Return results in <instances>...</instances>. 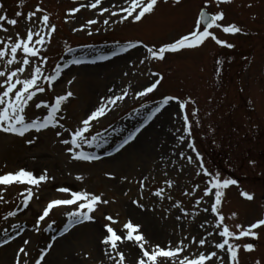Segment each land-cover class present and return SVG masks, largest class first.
Segmentation results:
<instances>
[{
	"label": "rangeland",
	"instance_id": "obj_1",
	"mask_svg": "<svg viewBox=\"0 0 264 264\" xmlns=\"http://www.w3.org/2000/svg\"><path fill=\"white\" fill-rule=\"evenodd\" d=\"M0 2L5 5L0 14L6 12L9 18L18 19V25L15 27L5 24L9 31L7 33L0 31V39L15 37L17 33L26 37L27 14L34 11L37 6L43 7L51 17L50 23L57 26L58 31L52 35L51 42L45 45L47 51L42 50L48 64L45 66L40 63L45 69V75L54 74L57 66L63 71L55 85L48 88L45 93H38L36 102L44 101L51 105L54 104L56 96L71 91L73 96L62 106V112L58 114L60 122L64 123L65 127L70 130L79 127L82 119L99 105L101 98L113 94H110L109 89L120 94L127 88L129 96L106 117L93 122L94 127L89 136L101 132L107 137L123 124L131 126L132 132L164 97L174 96L184 100L190 97L195 102L188 108L190 119L194 123L191 139L195 141L196 148L203 155L205 166L214 173L220 172L221 179L238 181L236 185H229L222 190L220 211L225 216V224L232 231H238L236 225L247 228L259 219H264V0H233L232 3L222 4L219 8L213 5L208 9L211 14L219 10L225 12L226 18L221 22L224 26L234 23L243 29V32L238 34H226L220 29H212L219 39L234 44V48L221 47L209 39L195 49L167 54L164 61L149 58L144 64L139 63V60L148 55L143 44L158 48L188 34L195 27L203 0H184L180 4L172 0L167 2L159 0L154 13L148 15L142 22L113 23L108 26L107 31L103 30L102 21L108 14L100 16L99 9L82 8L75 17L68 16L70 9L89 3L90 0H43L42 4L40 0ZM112 4L119 6L122 0H102L101 7H111ZM18 12H23L24 15L17 17ZM88 19L101 21V24L91 28L93 35L89 36L88 30L76 32L75 29L82 27ZM129 41L137 42L140 46L130 50L120 65H103L94 73L81 65L64 69V65L74 56L91 57L100 49L105 53L118 50L119 46H126ZM69 48L75 51L69 52ZM137 49L138 53H134ZM17 58L20 59L21 54L18 53ZM218 60L223 63L218 65ZM15 67L7 66L0 61V70ZM125 72L128 75H124ZM153 72H158L164 77L158 89L145 97L135 99L136 91L142 90V86L154 79L151 75ZM3 79L0 78V83ZM69 80L73 82L68 84ZM145 105L147 107H144ZM137 109L140 110L139 113ZM196 109H199L197 116L192 117L191 112ZM178 111L175 101L166 107L165 112L169 118L167 125L169 137L166 139L160 137L154 141L150 137L149 133L152 131L150 129L149 132H143L142 137L149 134L146 137L148 142L151 139L154 143L145 151L136 153L133 147H128L117 153L114 149L120 143V138L115 139V136L111 135L108 138L110 142L101 149L103 155L100 156L101 159L91 163L71 159L67 152L69 146L60 143L63 138H70V134L65 133L64 137L56 136V131L63 129L50 127L40 133L33 131L24 137L0 133V174L23 168L32 171L37 177L47 170L49 176L47 182H42L38 188L32 186L35 195L28 208H23L24 197L20 194L30 185H0V194L4 196V200L0 201V232L5 233L4 230L7 229L12 231L9 236L13 234L17 236V231L13 232L14 228H17L23 237L7 246L13 245L16 254L18 248L23 246L24 240L29 239L31 242V236L35 232H54L55 229L56 233L51 239L55 236L60 238L62 234L64 237L68 236L66 241L70 244V251L66 252L67 249L57 242L54 245L52 242L43 243L35 255L27 249L29 255L26 257L29 262H32L30 259L38 253L36 259L40 258L43 253L49 251L48 246L53 245L51 252L45 255L41 264H49L52 260L59 264H71V258L79 260V264L102 262L116 264L108 256L105 257L104 253L102 256L98 251L95 253L88 240H84L85 236H79L80 230L76 231V228L83 225H76L74 228L69 225L68 213L75 211L76 206L53 210L45 221L37 224L38 215L42 214L48 202L52 199L71 198L69 193L57 191L61 187L96 195L103 194V199L110 201L108 204H101L93 213L94 222L85 223L100 229L103 234L98 237L101 247L105 232L103 226L111 223L105 219L108 215L117 222L113 227L117 229L118 234L126 235L124 225L129 221L144 230L142 219L131 213L133 209L146 213L145 223L147 222L149 229H155L158 233L155 240L147 239L149 244L146 247H154L156 244L165 247L169 243L176 246L184 237L190 239L196 236L199 239L206 235L205 230L198 225L205 220L213 222L211 213L200 212L195 220L192 215H183V211L189 213L200 211L195 204L203 194L208 177L203 174L197 175L200 169L196 164H189L186 158L184 160L179 158V153L184 152L193 155L195 159V153L187 147L189 141L177 146L178 136L184 131ZM25 115L29 121L42 120L47 112L36 108L35 104L30 102ZM197 119L199 123H195ZM160 125L161 121H157L154 128H160ZM177 128H181V132H177ZM37 137L39 138L36 139ZM28 139H35L36 142L30 145ZM98 150L100 149L85 146V151L100 153ZM106 152H112V155H105ZM115 157L116 159H112ZM165 172L168 173L167 176ZM77 176L83 179L77 180ZM145 177L147 180H144ZM167 180L173 181V187L168 186ZM138 181L145 184L143 193ZM196 185L200 186L199 191L196 190ZM161 188L165 189L164 199L152 195ZM194 191L196 192L194 196L184 194ZM243 192L253 195V199L245 198ZM169 195L172 197L171 200L167 198ZM206 199L209 203H202L201 208L208 207L213 202L212 198ZM136 200L143 204L142 208L133 203ZM176 203L181 204V208L174 207ZM10 211H15L17 215L4 220L3 217ZM177 216L182 218L177 220ZM206 227L217 231L211 228L210 224ZM256 231L259 233L258 240L248 237L237 242L241 245L253 243L256 248L252 253L241 248L240 264H255L257 260L264 264V227ZM142 234L147 237L145 231ZM215 239L218 241L220 238ZM3 240L5 238L0 236V241ZM128 242L135 245L138 252V245ZM184 242L189 243L188 240ZM28 246L29 243L26 248ZM120 250L125 252L127 264H136L123 247L120 246ZM204 250L215 249L206 246ZM189 251L195 252L196 246H190ZM96 255L102 257V260H98ZM23 261L22 256V264ZM3 264H15V255Z\"/></svg>",
	"mask_w": 264,
	"mask_h": 264
},
{
	"label": "snow or ice",
	"instance_id": "obj_2",
	"mask_svg": "<svg viewBox=\"0 0 264 264\" xmlns=\"http://www.w3.org/2000/svg\"><path fill=\"white\" fill-rule=\"evenodd\" d=\"M167 2V0H165ZM177 4L181 3V0H175ZM233 0H203L202 8L198 13V17L195 21V27L188 34L183 35L174 42H169L158 48L149 47L147 44H143L148 55L144 59L139 60L140 64H144L145 60L149 58L164 61L166 54H175L182 50L195 49L202 46L206 41L211 39L217 45L226 48H234L235 45L229 43L226 40H221L215 34L212 29H220L226 34H238L242 33L243 29L236 24H230L224 26L221 22L225 20V12L222 10L217 11L215 14H211L208 9L215 5L217 8L222 4H230ZM43 3V0H40ZM159 0H122L121 5L112 4L111 7H101L102 0H90L89 3L80 4V6L72 8L68 12V16L75 17L80 13L82 8L84 9H99V15L104 16L108 14L107 18L103 19V30L107 31L108 26L111 24H123L126 22L139 23L142 22L148 15L153 14L157 8ZM5 5L0 2V10L4 9ZM251 7V5H249ZM118 10H114L117 9ZM23 12H18L17 17L23 16ZM27 32L26 37L20 36L18 33L13 36H9L6 39H0V61H3L7 66L16 67L14 69L8 68L6 70H0V78H4L0 83V133L12 134L18 137H24L28 133L35 131L40 133L43 130L54 128L63 129V131H56L57 137H64L65 133L70 134V138H63L60 143L69 146L67 152L70 154L71 159L74 161L93 162L101 159L100 155L94 152L85 151V146L88 148H103L109 143L107 137L103 133L97 132L95 135L89 136L94 124L101 118L106 117L119 103L124 102L129 96V90L124 88L120 94H116L113 89L108 91L113 93L107 97L101 98L99 105L83 118L80 126L75 127L74 130H70L65 127L64 123L60 122L58 114L62 112V106L69 101V98L73 96L71 91L66 94L58 95L55 97L54 104H49L44 101L36 102L38 93H45L48 88H51L61 78L63 69L57 66L54 74L45 75V69L41 66L48 64V59L42 55V50L47 51L45 45L51 42L52 35L55 34L58 29L55 24L50 23V15L46 13L43 7L37 6L34 11L27 14ZM67 22V21H66ZM17 26V18H9L7 13L0 14V31L7 33L9 28L5 26ZM101 24L99 19H88L82 27L75 29L76 32H82L88 30V35H93L91 28L95 25ZM142 43V42H141ZM140 44L137 42L129 41L126 46H119L118 50H111L107 53L103 49L97 50V54L91 61H86L82 58H74L68 63L73 65H81L84 63H95L96 61L109 60L111 57H116L122 53H128L132 49H136ZM69 52L75 51L72 48L68 49ZM18 53L21 54V58L18 59ZM223 61L218 60L217 64L221 65ZM66 63L64 67H67ZM219 69L217 75H219ZM27 72V75L25 73ZM124 75H128L127 72ZM151 75L154 79L147 85L142 86V90H137L135 99H140L153 93L158 89L161 81L164 77L158 73L153 72ZM73 79H75L73 77ZM73 80L67 81L71 84ZM47 86V87H45ZM175 101L178 107V115L181 117L183 133L178 136V145L184 144L185 141H189L187 147L191 148L195 153V159L193 155L186 154L184 152L179 153L181 160L187 159L189 164H196L200 171L197 175L203 174L208 179L206 180V186L203 190V194L196 201L195 207L200 209L199 212L189 213L183 211L184 216L192 215L195 220L200 215V212L211 213L213 215V222L205 220L198 225L199 228L204 229L207 233L202 235L199 239L196 236L184 237L178 245L173 246L169 243L167 246L162 247L156 244L154 247L149 246V241L143 234H139V226L134 225L131 221L124 225L127 230L126 235L118 234L117 229L113 227L117 222L111 215L105 217V219L111 223L105 224L104 236L101 243L105 246L103 248L104 255L108 256L110 260L115 261L116 264H127V257L124 251L120 250V246L123 243L131 241L138 245L136 264H240L239 252L241 248L248 253H252L256 250L253 243L239 244L237 242L251 237L253 239H259L258 229L264 227V219H259L255 223H252L247 228L243 225H236L238 231H232L230 227L225 224V216L221 214L223 189L229 185H236L238 181L236 179H221L220 172H212L206 166L203 155L196 148L195 141L191 139L193 135L194 123L190 119L188 111L189 105L195 102L189 97L187 100L180 97L166 96L159 104L152 108L150 113L146 116L144 124L137 127L134 131L130 132L124 139L115 147L114 151L119 153L122 149L132 144L137 140L139 134L147 127L148 122H151L158 114L166 107L170 102ZM30 102L35 104L36 108L42 109L47 112V115L41 119H33L29 121L26 119L25 110L29 107ZM144 107H147L145 105ZM199 109L191 112L192 117H196ZM139 113L140 110L137 109ZM195 123H199L197 119ZM119 131H123L120 129ZM177 132H181V128L176 129ZM37 137L36 139H38ZM28 144H34L35 139H28ZM105 155L111 156L112 152H106ZM183 170V169H181ZM111 177V174H108ZM168 173L165 172V176ZM114 178V177H111ZM49 176L47 170L38 177L33 174L32 171L26 169H19L15 172H7L0 174V185L11 186L13 184H27L30 185L26 191L21 192V196L24 197L23 208H28L29 203L35 195L33 187H39L42 182H47ZM54 179V178H53ZM77 180H82L81 176L76 177ZM127 179V178H125ZM147 180V177L144 178ZM140 184L141 192L145 188L143 181H138ZM166 183L171 188L173 187V181L167 180ZM199 191L200 186H195ZM61 193H69L71 198L69 199H52L47 203L43 209L42 214L38 215L37 224L45 221V219L52 213L54 209H59L63 206H76L75 211L68 213L69 225L74 228L76 225H84L86 222H94L95 213L101 204H108L110 201L103 199V194L96 195L87 191H73L67 187H61L57 189ZM165 189L152 193V195L164 199ZM185 195H196V192H185ZM127 195V193H125ZM242 195L248 200L253 199V195L248 192H243ZM169 200L172 197H167ZM212 198L213 202L208 207L201 208L202 203H209L208 199ZM4 200V196L0 194V201ZM138 207H143V204L139 200L133 201ZM174 207L181 208V204L176 203ZM15 211H10L3 217L4 220H8L9 217L16 216ZM235 217V213L233 214ZM182 217L177 216L176 219L180 220ZM211 225L217 231H212L206 225ZM39 230V229H37ZM68 229L66 228V231ZM7 233V229L4 230ZM19 235V233H18ZM213 238V239H210ZM215 238H220L218 241ZM10 237L0 241V247L7 245ZM185 240L189 243L185 244ZM29 241L24 240L23 246L18 248L15 254V264H22V256L29 255L26 246ZM196 246L195 252H190V246ZM215 250L205 251V247ZM49 248L52 245L48 246ZM45 254H42L36 264H41V261L45 259ZM131 255V253H129ZM26 264V262H24ZM103 264V262H102ZM255 264H261L260 260L255 261Z\"/></svg>",
	"mask_w": 264,
	"mask_h": 264
},
{
	"label": "bare ground",
	"instance_id": "obj_3",
	"mask_svg": "<svg viewBox=\"0 0 264 264\" xmlns=\"http://www.w3.org/2000/svg\"><path fill=\"white\" fill-rule=\"evenodd\" d=\"M137 51H139L138 49L135 50L134 53H138ZM126 54L127 53H124L122 55H119V56H116V57H112L110 58L109 60H104V61H96L95 63H90V64H81V66H86L90 69V71H92V73H94L97 69H99V67L103 66V65H120L121 63H123V61L125 60V57H126ZM96 54L94 55H91V57H79V56H74L72 58H70L69 61H71L72 59L74 58H94ZM112 94V93H110ZM157 121H161V125H160V128H154V124L157 122ZM169 121V118H168V113L165 112V110H163L160 114H158V116L155 118V120L153 121V125L149 126L150 129H152V133L150 132L149 134L151 139L153 138L154 141H156L157 139H160V137L166 139L168 136V131H167V128L169 125L168 122ZM130 128L131 126H129L128 124H123V125H120L119 128L114 132H111V134H109V136H107V138L111 137V135H114L115 139H119L121 138V136H123L124 134L126 133H129L130 131ZM120 129H123V131H119ZM147 129V128H146ZM150 129H147L145 132H149ZM149 134H147L144 138L142 137V135L138 136L137 140L134 141L132 144H130L128 147H133L134 148V151L137 153V152H143L146 150L147 147H149L150 145H152L154 142L153 140L151 141L150 139V142H148V138H146L147 136H149ZM113 138V140H114ZM143 138V139H142ZM123 139V138H122ZM140 139H142L140 141ZM112 141V140H111ZM110 142V141H109ZM117 157V156H116ZM115 158H112V159H116ZM105 162L107 160H104ZM103 161V162H104ZM109 161V160H108ZM131 213L135 216H137L138 218L142 219L143 223H144V230L141 228V231H140V234H142L144 231L145 233H147V237H145L146 239H149V241H153L157 238V231L155 229H149L150 227L148 226L147 222L145 223V219H146V213L144 214V212H140V211H137V209H133L131 211ZM79 231V236L83 237L85 236V239L84 240H88L87 242L90 243L91 247H93L94 249V252L96 253L97 251L99 252V254H103V248L105 247L104 245L101 247L100 246V243H99V239L98 237L103 235L100 231V229L98 227H93L90 223L88 224H85L83 226H80L78 228H76V231ZM59 231V230H58ZM17 233H20V230L17 231ZM53 234L52 233H49V232H40V234H33L31 237V242L30 243V246H28V251L29 252H33V255H35L37 253V249L38 248H41L42 247V244L43 243H50L52 242V239H51V236ZM70 235V233H69ZM0 236H3V234H0ZM23 238V237H22ZM68 238V236L66 237H63L59 240H57L56 242L61 246V247H65V249H67L66 252H69L70 251V244L66 241ZM20 238H18L16 241H14L13 243L17 242ZM24 240V239H23ZM55 243V244H57ZM39 245V246H38ZM38 246V247H37ZM123 247V249L129 254L131 253V255H129L133 260H137L138 259V256H137V249L135 247V245H131L129 244V242H126V243H123L121 245ZM134 246V247H133ZM51 252V251H50ZM39 254V253H38ZM38 254L36 256H34L33 258H31L30 260L32 262H29V259L24 257V261H23V264L24 262H26V264H34V261L36 259V257L38 256ZM98 254V256H100ZM14 250H13V245H8L2 249H0V264H3L5 262H8L11 260V258H14ZM97 256V255H96ZM97 256V259L98 260H102V257H98ZM102 256V255H101ZM106 257V255H105ZM70 263L71 264H79V260H74V258H71L70 259ZM49 264H59V263H55V260H52L51 262H49Z\"/></svg>",
	"mask_w": 264,
	"mask_h": 264
}]
</instances>
